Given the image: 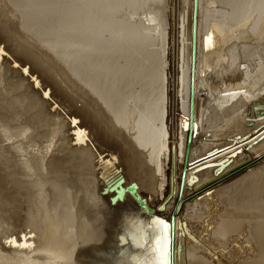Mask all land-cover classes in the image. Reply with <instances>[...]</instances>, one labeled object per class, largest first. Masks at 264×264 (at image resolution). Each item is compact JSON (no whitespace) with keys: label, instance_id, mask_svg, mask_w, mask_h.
Wrapping results in <instances>:
<instances>
[{"label":"bare ground","instance_id":"obj_1","mask_svg":"<svg viewBox=\"0 0 264 264\" xmlns=\"http://www.w3.org/2000/svg\"><path fill=\"white\" fill-rule=\"evenodd\" d=\"M193 3L0 0V264H264V0Z\"/></svg>","mask_w":264,"mask_h":264},{"label":"snow or ice","instance_id":"obj_2","mask_svg":"<svg viewBox=\"0 0 264 264\" xmlns=\"http://www.w3.org/2000/svg\"><path fill=\"white\" fill-rule=\"evenodd\" d=\"M3 55H7V53L5 52L3 46H0V56H3ZM27 63L29 65L31 64L30 61H28ZM12 67H14L15 69L19 71H22L23 77H27L30 79L31 85L34 86L36 90H38L37 94H39V92H42L44 100L47 101L51 99L50 89L49 90L44 89L41 83V80L38 78V75L32 74L31 67L23 66L21 63H14ZM65 99L68 104L74 103V101H72L70 97H67ZM51 107H52L53 112H58L60 108V104H52ZM70 124L73 126L72 129L70 130L72 137L75 138L73 142L77 144L84 143L85 139L87 138L85 131L75 127L76 125L79 124V120L72 118L70 120ZM81 137H83L84 139H81ZM153 225L163 226L165 229L167 228V225L165 224L163 220H154ZM20 239L23 241L27 238L21 237ZM5 243L11 244L14 247H18V248H29L30 249L33 247L31 243H24V242L18 243L16 238L5 241ZM157 251L160 253L157 264H166V247L164 249H157Z\"/></svg>","mask_w":264,"mask_h":264},{"label":"water","instance_id":"obj_3","mask_svg":"<svg viewBox=\"0 0 264 264\" xmlns=\"http://www.w3.org/2000/svg\"><path fill=\"white\" fill-rule=\"evenodd\" d=\"M196 5H197V0H194V3H193V10H194V15H195V11H196ZM193 57V56H192ZM193 59V58H192ZM46 90H48V87L46 88ZM55 104H57V103H55ZM72 118V117H71ZM82 130H83V128H81ZM190 140H191V134H189V136H188V139H187V141H188V143L190 142ZM187 151H188V148H187ZM183 174H182V176L184 175V171L182 172ZM119 179H120V177H118ZM116 179V180H115ZM119 179H117V178H114V180H110L109 179V181H108V183H107V187H110L109 188V190L111 191V190H113V188L115 187V186H113L112 184H114V181H117V180H119ZM135 187H136V185H135V183H132L130 186H128L127 187V190L128 189H132V190H134L135 189ZM118 192H122V191H118ZM117 198H122L121 196H115V197H113V198H111V201H115ZM168 229H169V225H168ZM30 236V235H29ZM28 236V237H29ZM166 256H167V258L169 257V250H167L166 251Z\"/></svg>","mask_w":264,"mask_h":264},{"label":"rangeland","instance_id":"obj_4","mask_svg":"<svg viewBox=\"0 0 264 264\" xmlns=\"http://www.w3.org/2000/svg\"><path fill=\"white\" fill-rule=\"evenodd\" d=\"M179 114H180V113H179ZM143 193H146V192H145V191H143ZM176 197H177V195L175 196V198H176ZM175 198H174V199H175ZM156 199H157V197H156ZM166 199H167V198H166ZM166 199H165L163 202H165V201H166Z\"/></svg>","mask_w":264,"mask_h":264}]
</instances>
